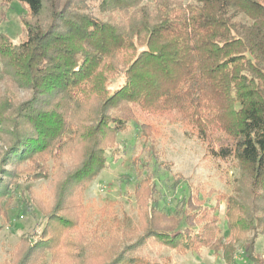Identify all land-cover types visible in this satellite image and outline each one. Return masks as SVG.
<instances>
[{
	"label": "trees",
	"instance_id": "1",
	"mask_svg": "<svg viewBox=\"0 0 264 264\" xmlns=\"http://www.w3.org/2000/svg\"><path fill=\"white\" fill-rule=\"evenodd\" d=\"M17 1L20 39L0 33V214L19 184L54 179L51 200L29 202L42 227L0 264H40L46 253L58 264H169L145 249L210 243L222 200L228 235L213 247L226 264H263L264 0ZM136 113L151 116L139 122L151 153L169 122L206 156L234 158L233 192L206 205L204 184L186 179L187 196L168 213L147 172L133 189L140 232L112 214L105 233L106 206L87 226L83 193Z\"/></svg>",
	"mask_w": 264,
	"mask_h": 264
},
{
	"label": "rangeland",
	"instance_id": "2",
	"mask_svg": "<svg viewBox=\"0 0 264 264\" xmlns=\"http://www.w3.org/2000/svg\"><path fill=\"white\" fill-rule=\"evenodd\" d=\"M24 12L25 6L17 0L0 5V33L6 34L14 42L18 41L21 33L20 15ZM120 82L121 78L115 77L110 85L115 86ZM142 118L151 116L148 113H136L130 117L129 128L116 136V151L108 150L105 167L86 187L82 201L85 205L87 226L95 224L100 215V208L106 206L110 213H106V220L103 221L107 223L105 233H108L112 214L119 219L127 217L128 224L139 229L133 189L135 182L147 172L152 173L160 202L168 213H175L179 201L187 196L189 187L186 179L202 182L205 191L212 189L208 195H204L205 191L199 194L206 205L216 203L217 192L225 194L233 192V178L238 174L234 158L219 159L206 156L203 143L198 138L184 134L180 124L169 122L159 125L156 151L151 153L145 148L143 136L140 134L139 122L143 121ZM53 179L39 178L21 183L15 190L13 198L5 201L7 213L5 216L0 214V263L12 256L21 237L31 236L42 227L44 219L41 213L37 209L30 210L29 202L32 203L33 197L41 201L51 200ZM224 207L222 200L214 212L218 228L216 237L222 240L228 235ZM251 235V231L246 234L247 237ZM216 239L186 254H174L172 250L163 246H148L145 253L158 259L170 256L169 264H226L221 251L213 247L218 241ZM263 244L264 236L259 234L255 239V252L259 254L264 264ZM235 258L242 260L240 248ZM40 264L58 263L51 260L50 253H46ZM247 264L252 263L248 261Z\"/></svg>",
	"mask_w": 264,
	"mask_h": 264
}]
</instances>
